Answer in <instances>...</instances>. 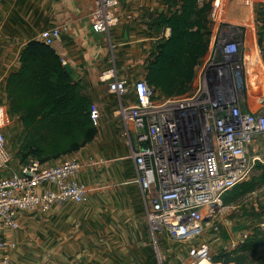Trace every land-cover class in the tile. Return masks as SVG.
Wrapping results in <instances>:
<instances>
[{"label":"crops","instance_id":"crops-1","mask_svg":"<svg viewBox=\"0 0 264 264\" xmlns=\"http://www.w3.org/2000/svg\"><path fill=\"white\" fill-rule=\"evenodd\" d=\"M217 1L222 2L223 19L219 24L212 23L210 50L197 73L209 58L217 35L227 31L226 35L245 44L238 80L249 90L243 89L241 107L256 111L264 105V81L252 86L249 79L264 77V0H257L255 7L252 0H214L213 5ZM170 2H175L172 8ZM180 2L118 0L115 25L108 33L99 34L93 30V8L87 0H0V102L10 112L7 83L20 70L21 53L27 44L41 42L43 32L59 28L61 41L53 48L63 65L77 73L80 81H74L80 85L82 95L100 112L91 142L72 155L48 163L58 165L70 157L80 160L82 170L77 179L87 187L85 203L65 204L45 215L23 216L21 233H5L17 244L11 264H157V244L166 254L171 253L168 242L163 240L170 237L154 235L149 229L133 156L137 136H126L120 108L137 104L134 86L147 82L149 65L156 60L159 46L171 35V29L157 25L156 20L160 14L178 10ZM115 80L125 81L129 93L112 94L109 85ZM170 98L156 91V101ZM223 222L224 217L219 219V232L208 231L201 237V243L211 248L213 259L222 247L230 253L247 245V240L241 238L226 243ZM244 232L243 236H249V231ZM197 239L186 243L171 240L187 247ZM192 248H185L186 255H179L177 264L187 262L185 258Z\"/></svg>","mask_w":264,"mask_h":264},{"label":"built area","instance_id":"built-area-1","mask_svg":"<svg viewBox=\"0 0 264 264\" xmlns=\"http://www.w3.org/2000/svg\"><path fill=\"white\" fill-rule=\"evenodd\" d=\"M87 1L93 8V30L108 33L116 23L118 0ZM222 19L223 5L217 1L210 20L219 24ZM225 32L217 35L193 84L194 91L159 102L155 88L140 81L134 86L137 104L120 108L126 136H137L133 156L149 229L154 235L167 234L177 243L200 238L208 231L219 232L220 216L229 209L224 196L246 182L258 163H264V105L256 111L242 109L243 89H249L238 80L245 44ZM40 41L54 47L61 41V30L43 32ZM237 83L239 96L235 94ZM109 91L125 96L130 88L125 81L115 80ZM6 107L0 104V264L12 263L17 244L5 233L21 228L23 213L45 215L65 204H84L87 199V187L77 179L82 170L77 157L58 165L29 159L17 173L7 174L12 155L6 129L12 116ZM91 118L97 126L100 112L95 105ZM260 227L264 232V222ZM242 239L247 240L248 235ZM188 258L183 264H219L207 244L192 248Z\"/></svg>","mask_w":264,"mask_h":264},{"label":"trees","instance_id":"trees-1","mask_svg":"<svg viewBox=\"0 0 264 264\" xmlns=\"http://www.w3.org/2000/svg\"><path fill=\"white\" fill-rule=\"evenodd\" d=\"M213 1L181 0L178 10L157 18L156 24L170 28L171 35L159 46L156 60L148 68L147 83L156 91L171 98L190 92L198 66L209 49ZM173 4L170 2L171 8ZM20 62V70L8 80L7 96L10 113L19 117L23 126L16 145L21 164L29 159L49 163L81 150L96 133L92 104L82 95L61 56L55 48L32 41L22 51ZM255 171L253 179L224 196L225 206L237 204L264 188V163H258ZM246 247L241 250L251 249ZM229 254L221 253L214 261L247 262L246 257L228 259Z\"/></svg>","mask_w":264,"mask_h":264},{"label":"rangeland","instance_id":"rangeland-1","mask_svg":"<svg viewBox=\"0 0 264 264\" xmlns=\"http://www.w3.org/2000/svg\"><path fill=\"white\" fill-rule=\"evenodd\" d=\"M252 1L255 2L254 3V7H255L257 0H252ZM255 9L256 8H254V10ZM261 10H262V7L259 6V11ZM257 67H259V65ZM239 71L240 69H238L237 74L239 73ZM254 71L255 69L251 70L252 72L251 74L254 75L253 73ZM252 79L253 77L251 76L249 79V82H250L249 84H251V82L253 81L252 86L253 85L256 86L257 81L259 82L264 81V77L262 76H259L253 80ZM254 80H256V83H254ZM190 91H194L193 85ZM235 94L237 96L241 95V90L239 88L238 83L236 86ZM1 95L2 94H0V96ZM256 102L257 100H255L254 103ZM254 103L252 102V105ZM0 104L5 105L1 102ZM6 108L8 109L9 107H6ZM22 131H23V126L19 120V117L12 116V123L6 129L8 150L10 154L12 155V162L10 164V167H8V173H7L9 175L17 173L19 171V167L21 166V162L17 157L16 145H17L19 136L22 135ZM256 175H257V172L254 171L247 181L253 179V177H255ZM228 208L229 209L226 211V213L223 216H220V218L222 217L225 218V223L223 222V230L224 232H226L225 233V238L227 239L226 243L229 244L230 242L232 243L234 240H237L240 238L242 239V236L245 234L244 231L246 230V231H249L248 232L249 236L246 241L247 242L246 246H248V248H251L250 250L248 249L245 251L239 249L240 251H238L237 253H231L233 252L231 251L230 254L228 255L229 256L228 259H238L240 257H246V261L249 262L250 264H264V245H261L262 242H264V232L261 230V227H260L262 223L264 222V188L259 190L255 194L246 196L245 198L240 200L237 204L230 205L228 206ZM28 214H29L28 212L23 213L21 219L23 218V216H26ZM20 223H21V220H20ZM21 227L22 229L20 228L19 230H11V231L16 232V233H21L24 229L22 225ZM163 240L168 242V246L171 250V253L166 254L164 250L162 249V246L160 244H157V251H156L157 264H177L178 263L177 260H179V255H186V251L188 249L192 247H200L202 244L201 237L195 240L194 242H192L191 244L186 245L187 247H185V244L181 245V244L174 243L170 238H168V240L166 238L165 239L163 238ZM185 248H187V250ZM220 250H221L220 251L221 253L226 252L224 247L220 248ZM221 253H218V254L220 255ZM185 259H189L188 256H186Z\"/></svg>","mask_w":264,"mask_h":264},{"label":"water","instance_id":"water-1","mask_svg":"<svg viewBox=\"0 0 264 264\" xmlns=\"http://www.w3.org/2000/svg\"><path fill=\"white\" fill-rule=\"evenodd\" d=\"M66 70L72 76L73 79L80 81L77 73L74 71V69L71 66H66Z\"/></svg>","mask_w":264,"mask_h":264}]
</instances>
